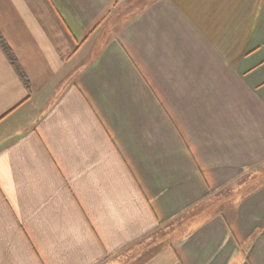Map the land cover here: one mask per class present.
Instances as JSON below:
<instances>
[{
  "label": "crops",
  "instance_id": "crops-1",
  "mask_svg": "<svg viewBox=\"0 0 264 264\" xmlns=\"http://www.w3.org/2000/svg\"><path fill=\"white\" fill-rule=\"evenodd\" d=\"M0 264H264V0H0Z\"/></svg>",
  "mask_w": 264,
  "mask_h": 264
}]
</instances>
